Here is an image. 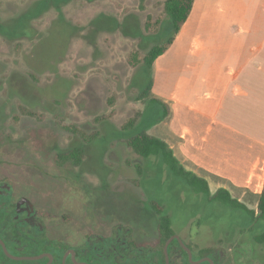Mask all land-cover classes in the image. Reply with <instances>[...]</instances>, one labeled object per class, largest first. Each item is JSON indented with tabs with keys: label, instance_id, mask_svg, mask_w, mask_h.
Returning a JSON list of instances; mask_svg holds the SVG:
<instances>
[{
	"label": "rangeland",
	"instance_id": "1",
	"mask_svg": "<svg viewBox=\"0 0 264 264\" xmlns=\"http://www.w3.org/2000/svg\"><path fill=\"white\" fill-rule=\"evenodd\" d=\"M166 1L0 0L3 173L16 175L20 184L36 185L41 193L36 199L59 208L66 201L62 194L73 190L79 191L76 196L80 198L71 195L68 205L80 207L82 193L86 192L97 204L96 196L106 200L110 195L117 209L128 211L136 204L144 206L152 188L160 189L185 221L202 220L193 238L206 247H224L228 254L225 264H264V243L255 239L264 233V220L253 221L244 211L208 202L174 176L162 158L141 157L127 145L134 134L146 130L167 141L188 171L193 167L184 152L195 148L189 140L179 145L178 138L184 132L195 131L199 138L206 139V159L231 172L238 159L247 166V157L258 153L254 146L249 150L239 143L246 138L224 129L209 113L196 114L197 121L188 123L183 117L184 122H178L170 105V115L165 116L160 105L149 104L151 97H139L151 76L156 80L153 94L165 99H170L172 84L182 75L187 77L184 51L188 31L180 33L175 45L151 70L129 64L134 50L144 55L172 33L171 19L164 11ZM179 85L187 83L179 80ZM200 101L208 100L201 94ZM22 108L39 117L26 115ZM105 115L108 119L96 121ZM132 117L138 118L136 127L123 129ZM67 124L88 134L98 131L100 136L86 143L67 130ZM77 147L85 150L80 166L56 163L58 154ZM198 176L203 177L201 173ZM222 184L211 179V192L223 188ZM231 190L234 198L257 210L260 194L248 189Z\"/></svg>",
	"mask_w": 264,
	"mask_h": 264
},
{
	"label": "flooded vegetation",
	"instance_id": "2",
	"mask_svg": "<svg viewBox=\"0 0 264 264\" xmlns=\"http://www.w3.org/2000/svg\"><path fill=\"white\" fill-rule=\"evenodd\" d=\"M60 154L56 156L58 165L72 164L58 159ZM4 163L3 155L0 154L1 263H226L228 254L224 247H206L193 238L194 229L200 228L202 220L188 218L185 221L177 207L171 204L160 189L152 188V194H147L148 201L144 206L136 204L131 208L132 212L129 209H117L109 200L110 195L105 196L106 200L96 196L98 204L91 202L94 196L86 192L82 193L80 207H74L73 203L68 205L67 199L71 195L80 198L76 196L79 191L73 190L62 194L66 201L59 208L57 204L37 200L41 193L36 185H31L26 179L24 181L29 185L20 184L16 175H5ZM181 179L190 190L196 192L185 179ZM45 196L50 197V194ZM163 217L168 221L163 222ZM4 245L15 257H44L37 260H15L6 254Z\"/></svg>",
	"mask_w": 264,
	"mask_h": 264
},
{
	"label": "crops",
	"instance_id": "3",
	"mask_svg": "<svg viewBox=\"0 0 264 264\" xmlns=\"http://www.w3.org/2000/svg\"><path fill=\"white\" fill-rule=\"evenodd\" d=\"M184 26L180 33L188 31L187 77L182 75L172 84L170 99L158 97L169 103L178 122H184L183 117L188 123L197 121L196 114L209 113L224 129L251 140L239 143L258 152L247 157V166L238 159L231 172L206 159V139L195 131L184 132L179 145L189 140L195 148L184 152L193 167L190 171L201 173L209 184L211 179L221 181L230 192L248 189L260 194L264 184V0H195ZM179 80L187 85L180 86ZM201 94L206 103L200 101Z\"/></svg>",
	"mask_w": 264,
	"mask_h": 264
},
{
	"label": "trees",
	"instance_id": "4",
	"mask_svg": "<svg viewBox=\"0 0 264 264\" xmlns=\"http://www.w3.org/2000/svg\"><path fill=\"white\" fill-rule=\"evenodd\" d=\"M195 0H167L164 4V11L166 15H168L171 19L172 25V33L169 37L155 44L146 54H142L139 51H133L131 56L129 57V64L132 67H136L139 65H144L149 70L153 68L158 58L163 56L174 44L177 39L179 33L182 28L188 21L191 12L193 10ZM30 78L33 80H37L35 75L32 73L28 74ZM154 87V78L150 77L146 86L141 90L140 98L145 99L150 98V105L158 104L160 105L165 112V116H168L170 113L169 104L164 101L162 98L153 94ZM109 103L111 106L114 104V98L109 99ZM23 109V112L26 115L31 117L38 118L39 115L29 111L27 109ZM108 115L99 117L96 121H102L103 119H108ZM138 122V118L132 117L126 124H124L123 129L125 130H133L136 127ZM65 128L69 131L74 132L77 135H80L84 142L90 143L97 140L100 136V133L94 132L92 134H88L87 132L78 129L71 124H67ZM127 145L139 156L144 158H152V157H160L163 159L167 167L171 170L173 175L185 179V181L195 188L197 193L204 195L210 202H220L226 206L232 207L237 210L244 211L249 215L251 220L259 221L264 220V184L262 191L260 193V197L258 200L257 210L253 211L249 209V207L243 202L232 196V193L224 188L217 190L215 193L211 192L209 182L197 174L188 171L181 164V162L176 158L173 150L170 148L167 141L149 134L146 130L139 131L134 134L128 141ZM85 150L83 147H77L69 152L64 154H60L58 159L61 161L71 162L74 166H80L84 161ZM163 222H167L168 219L163 217ZM256 241L258 243H264V233L256 236ZM0 264H4L0 262ZM12 264H21L20 262H12Z\"/></svg>",
	"mask_w": 264,
	"mask_h": 264
},
{
	"label": "water",
	"instance_id": "5",
	"mask_svg": "<svg viewBox=\"0 0 264 264\" xmlns=\"http://www.w3.org/2000/svg\"><path fill=\"white\" fill-rule=\"evenodd\" d=\"M4 248H5V252H6V254H7L9 257H11L12 259H15V260H37V259H41V258L44 257V256H37V257H15V256L11 255V254L7 251L5 245H4Z\"/></svg>",
	"mask_w": 264,
	"mask_h": 264
}]
</instances>
